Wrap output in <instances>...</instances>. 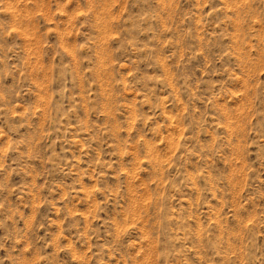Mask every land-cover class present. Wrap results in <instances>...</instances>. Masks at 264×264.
Listing matches in <instances>:
<instances>
[{"label": "rangeland", "instance_id": "obj_1", "mask_svg": "<svg viewBox=\"0 0 264 264\" xmlns=\"http://www.w3.org/2000/svg\"><path fill=\"white\" fill-rule=\"evenodd\" d=\"M0 264H264V0H0Z\"/></svg>", "mask_w": 264, "mask_h": 264}]
</instances>
